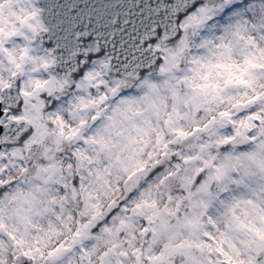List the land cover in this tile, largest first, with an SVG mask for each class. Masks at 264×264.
Segmentation results:
<instances>
[{"label":"snow or ice","instance_id":"snow-or-ice-1","mask_svg":"<svg viewBox=\"0 0 264 264\" xmlns=\"http://www.w3.org/2000/svg\"><path fill=\"white\" fill-rule=\"evenodd\" d=\"M0 264H264V0H0Z\"/></svg>","mask_w":264,"mask_h":264}]
</instances>
